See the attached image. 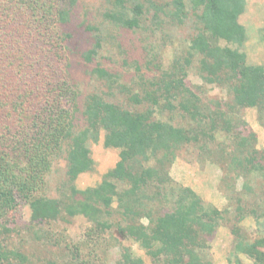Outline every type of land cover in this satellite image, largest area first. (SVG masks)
<instances>
[{
  "label": "trees",
  "instance_id": "16d2710c",
  "mask_svg": "<svg viewBox=\"0 0 264 264\" xmlns=\"http://www.w3.org/2000/svg\"><path fill=\"white\" fill-rule=\"evenodd\" d=\"M130 1L134 18L123 8L126 0H114L116 9L107 18L121 27H139L144 5ZM67 2L76 0H0V235L13 231L26 204L34 222L61 218L70 223L83 216L93 224L87 237L92 256L81 257L75 247L69 264H107L97 246L109 236L122 245L118 264H145L125 244L129 241L139 244L154 264H214L210 241L234 213L236 264H264V236L251 242L242 226L251 216L264 233V200L253 188L264 175V148L258 147V134L243 115L246 108H256L264 127V65L248 63L249 34L240 23L247 0H150L156 25L165 22L161 15L183 23L192 10L196 33L186 49L173 56L167 69L156 63L154 49L148 50L154 73L147 77L135 63V89L97 66L93 74L108 91L97 89L83 106L69 73L70 58L49 26L56 18L67 22L69 10L60 6ZM260 36L264 40V29ZM101 47L97 38L83 59L93 62ZM195 61L201 79L226 89L231 101H206L199 87L190 86ZM121 95L126 100H110ZM102 130L105 146L119 149L120 160L99 185L80 190L76 181L93 170L91 143L99 142ZM185 149L198 152L203 164H217L223 180H243L242 192L225 194L235 203L234 211L232 205L219 209L205 203L172 177ZM63 154L69 184L62 186L59 201L51 200L44 194L46 176ZM0 264L36 263L0 244Z\"/></svg>",
  "mask_w": 264,
  "mask_h": 264
},
{
  "label": "rangeland",
  "instance_id": "374dc122",
  "mask_svg": "<svg viewBox=\"0 0 264 264\" xmlns=\"http://www.w3.org/2000/svg\"><path fill=\"white\" fill-rule=\"evenodd\" d=\"M126 1L123 8L127 10L128 18H134L136 14L132 10L133 2ZM138 1L144 5V11L138 17L139 27L137 28L121 27L107 18V13L116 9L114 0H76L74 5H70L68 2L63 3L60 6L69 10L67 22L64 23L56 18L55 24L49 25L52 30L51 35L56 39L55 42L63 46L70 58L72 66L69 73L81 91L79 100L82 106L86 97L97 89L99 92L108 91L105 81L99 80L93 74V70L97 66L100 65L111 73H117L120 75L119 82L121 84L135 89L137 87L134 85V80L137 77L135 63L138 62L147 77L154 73L148 66L152 59L148 50L154 49V54L157 56L156 63L166 69L170 68L173 56L185 50L187 41L196 33L193 24L195 18L190 8H188L189 16L183 23L172 22L169 18L161 15L165 22L156 25L155 11L149 8L150 0ZM155 1L162 3L172 0ZM247 2V9L240 17V23L247 28L249 34L245 48L248 54V63L264 65V40L260 36L264 29V0H247ZM62 38L66 40L62 41ZM97 38L101 40L102 47L98 50V55L93 62L88 63L83 59L84 54L94 48ZM53 47L55 48V46ZM126 61L128 64L125 63ZM196 66L198 65L195 61L187 80L190 86L199 87L196 90L206 101H231L226 89L206 84L199 76ZM126 98V95H121L110 100L122 101ZM243 111L245 119L258 134V147L264 148V127L258 121L257 109L246 108ZM169 118L170 114L163 115V119ZM81 123L85 126L84 121ZM213 146L215 147L216 143ZM91 150L94 168L79 175L76 185L80 190L99 185L104 175L112 170L120 160L119 149L105 146L104 130L100 132L99 142L91 143ZM178 155V159L171 169L172 177L196 191L205 203L213 204L219 209H225L232 205V211H234L235 203L229 202V198L225 194L229 191L231 193L234 189L242 192L243 180L239 179L236 182L232 179L223 180L224 171L211 160L203 164L202 159L198 157L199 153L193 152V150L189 152L185 149ZM68 184L67 162L63 154L56 159L51 173L46 176L44 194L48 199L59 201L63 192L62 186L68 187ZM253 188L260 192L262 202L264 200L262 198L264 175L253 183ZM250 202L251 199H247L248 205H251ZM21 208L18 224L13 226V231L9 235H0V244H5L9 249L24 253L36 264H44L48 261L69 264L73 259L72 249L74 250L75 247L82 250L81 257L92 256L87 237L93 224L85 217L78 216L70 223L61 218L55 221L34 222L31 219L30 206L25 204ZM233 217L234 213L229 214V219L222 224L213 240L210 241V254L214 264H236L234 254L236 240L232 234ZM242 226L245 227V234L251 242L264 236V233L260 234L254 217L246 218L242 222ZM108 240L101 247L97 246L98 256L106 259L107 264H118L122 260V245H116V240L111 236ZM125 244L131 246L136 256L141 258L145 264H154L152 258L140 248L139 244L132 241L125 242ZM241 258L248 262L246 257Z\"/></svg>",
  "mask_w": 264,
  "mask_h": 264
}]
</instances>
